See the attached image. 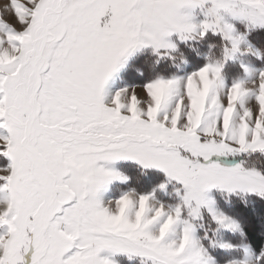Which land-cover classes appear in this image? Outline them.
<instances>
[{
	"label": "snow or ice",
	"instance_id": "snow-or-ice-1",
	"mask_svg": "<svg viewBox=\"0 0 264 264\" xmlns=\"http://www.w3.org/2000/svg\"><path fill=\"white\" fill-rule=\"evenodd\" d=\"M0 264H264V0H0Z\"/></svg>",
	"mask_w": 264,
	"mask_h": 264
}]
</instances>
